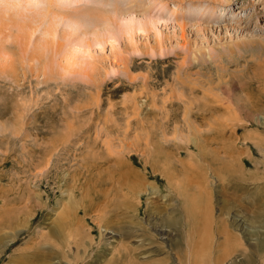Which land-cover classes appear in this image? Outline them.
Masks as SVG:
<instances>
[{
	"label": "rangeland",
	"instance_id": "1",
	"mask_svg": "<svg viewBox=\"0 0 264 264\" xmlns=\"http://www.w3.org/2000/svg\"><path fill=\"white\" fill-rule=\"evenodd\" d=\"M183 263L264 264V0H0V264Z\"/></svg>",
	"mask_w": 264,
	"mask_h": 264
},
{
	"label": "bare ground",
	"instance_id": "2",
	"mask_svg": "<svg viewBox=\"0 0 264 264\" xmlns=\"http://www.w3.org/2000/svg\"><path fill=\"white\" fill-rule=\"evenodd\" d=\"M82 1V0H81ZM181 1V0H180ZM77 5H79V3L77 4ZM141 6H143V5H141ZM138 8H139V6H138ZM141 8V7H140ZM89 11H91V10H89ZM96 12V11H95ZM98 12V11H97ZM93 13V12H92ZM98 14V13H97ZM96 14V15H97ZM106 14V13H105ZM99 16H101V15H99ZM99 19H100V17H99ZM104 19V18H103ZM105 20V19H104ZM116 25V24H115ZM142 25V24H141ZM147 26H144V27H142V29L141 30H143V33L145 32V30L144 29H146L147 30ZM173 210V209H172ZM170 211V210H166V212L162 215V217H161V221H163L164 223H166V224H173V225H176V227L178 226V224L180 225V220H179V218H180V216L178 215V213H177V211L178 210H176V212H174V211ZM182 219V218H181ZM182 221V220H181ZM127 231V230H126ZM131 258V257H130ZM184 264V263H183Z\"/></svg>",
	"mask_w": 264,
	"mask_h": 264
}]
</instances>
